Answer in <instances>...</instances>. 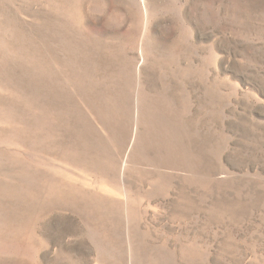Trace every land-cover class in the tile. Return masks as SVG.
<instances>
[{"label": "rangeland", "instance_id": "1", "mask_svg": "<svg viewBox=\"0 0 264 264\" xmlns=\"http://www.w3.org/2000/svg\"><path fill=\"white\" fill-rule=\"evenodd\" d=\"M0 264H264V0H0Z\"/></svg>", "mask_w": 264, "mask_h": 264}]
</instances>
